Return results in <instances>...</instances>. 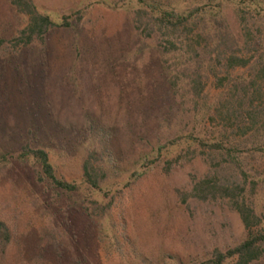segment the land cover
<instances>
[{
    "label": "rangeland",
    "instance_id": "rangeland-1",
    "mask_svg": "<svg viewBox=\"0 0 264 264\" xmlns=\"http://www.w3.org/2000/svg\"><path fill=\"white\" fill-rule=\"evenodd\" d=\"M32 1L55 23L66 18L68 26L51 28L44 43L14 46L9 40L27 17L0 0V153L15 155L24 145L43 149L56 174L76 181L80 191L63 194L35 182L36 168L29 163L16 162L1 175L0 217L14 236L1 264H34L41 226L51 217L75 244L64 262L75 257L82 264H177L163 259L168 253L193 264L241 242L246 230L229 202H197L191 190L208 173L228 185L245 180L249 190L254 180L251 198L264 210V153L246 152L243 176L206 148L166 150L198 125V109L180 83L191 58L163 53L168 38L146 16L136 21L138 10L160 2L189 10L207 0ZM211 3L220 6L239 39L234 5ZM205 92L206 100L217 95L211 83ZM100 126L110 132L115 165L106 166L102 193L81 182L80 168ZM136 170L141 174L133 178Z\"/></svg>",
    "mask_w": 264,
    "mask_h": 264
},
{
    "label": "trees",
    "instance_id": "trees-1",
    "mask_svg": "<svg viewBox=\"0 0 264 264\" xmlns=\"http://www.w3.org/2000/svg\"><path fill=\"white\" fill-rule=\"evenodd\" d=\"M7 1L18 14L27 17L26 26L9 40L14 46H28L35 40L44 43L51 28L68 26L66 18L60 24L55 23L39 11L32 0ZM213 1L207 0L189 10L168 7L160 2L158 6L138 10L136 21L140 24L146 16L168 38L165 41L167 46L162 47L163 53L181 52L191 58V62L181 69L180 83L188 87L190 101L198 109V114L193 116L198 125L193 133L169 143L166 150L182 145L206 148L209 155L219 156L227 166L246 176V152L264 153V1L227 0L235 7L239 39L233 36L220 6L211 3ZM2 43L0 41V45ZM236 70L247 73L233 77ZM172 73L177 75L175 71ZM172 76L171 83L177 86ZM208 83L217 90L211 100H206ZM204 92L205 97L202 96ZM204 98V103L200 104ZM97 134L99 138L82 160L81 182L102 193L101 182L109 170L106 166H115L114 153L108 129L100 126ZM158 152H161L160 148H157ZM16 162L34 165L35 182L54 191L63 194L80 191L76 181H67L56 174L48 153L43 149L24 145L15 155L0 153V176L12 169ZM138 172L133 173V178L140 176ZM218 176L219 171H214V177ZM246 185L245 180L234 185L216 182L209 173L193 184L191 195L195 201L227 200L246 230L245 238L237 245L226 250L215 249L209 258L193 264H264V210H259L256 200L251 198L255 195L257 181H251L250 190ZM13 237L10 227L0 217V264ZM69 237L62 225L51 217L48 224L41 226L34 264H45L44 259L49 256V264H82L75 257L64 262L65 254L71 255L75 246ZM162 257L182 264L177 254L166 253Z\"/></svg>",
    "mask_w": 264,
    "mask_h": 264
}]
</instances>
